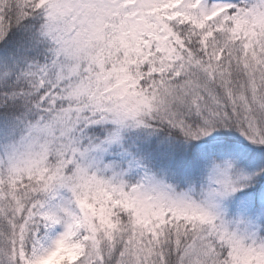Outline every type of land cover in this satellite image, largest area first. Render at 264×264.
<instances>
[{
  "label": "snow or ice",
  "instance_id": "snow-or-ice-1",
  "mask_svg": "<svg viewBox=\"0 0 264 264\" xmlns=\"http://www.w3.org/2000/svg\"><path fill=\"white\" fill-rule=\"evenodd\" d=\"M0 264H264V0H0Z\"/></svg>",
  "mask_w": 264,
  "mask_h": 264
}]
</instances>
